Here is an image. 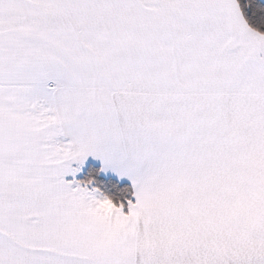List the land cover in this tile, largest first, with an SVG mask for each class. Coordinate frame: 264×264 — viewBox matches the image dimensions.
<instances>
[{"label":"snow or ice","instance_id":"snow-or-ice-1","mask_svg":"<svg viewBox=\"0 0 264 264\" xmlns=\"http://www.w3.org/2000/svg\"><path fill=\"white\" fill-rule=\"evenodd\" d=\"M0 264H264V0H0Z\"/></svg>","mask_w":264,"mask_h":264}]
</instances>
